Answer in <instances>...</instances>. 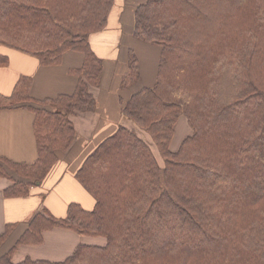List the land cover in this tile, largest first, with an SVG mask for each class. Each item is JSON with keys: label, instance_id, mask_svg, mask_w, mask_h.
Listing matches in <instances>:
<instances>
[{"label": "trees", "instance_id": "trees-1", "mask_svg": "<svg viewBox=\"0 0 264 264\" xmlns=\"http://www.w3.org/2000/svg\"><path fill=\"white\" fill-rule=\"evenodd\" d=\"M115 0H0L1 48L60 64L67 51L84 55L72 94L36 99L22 76L0 108L35 114L38 156H0L6 196L42 184L77 138L71 118L94 111L104 59L90 36L108 25ZM135 37L160 47L155 83L122 103V114L146 131L164 159L137 132L120 125L84 160L77 180L93 208L69 203L65 216L36 213L0 264H264V0H145L135 9ZM121 88L140 75L130 49ZM181 114L193 132L171 148ZM54 227L105 236L80 243L62 261H13L24 243L41 244ZM14 224L0 235V247Z\"/></svg>", "mask_w": 264, "mask_h": 264}, {"label": "crops", "instance_id": "crops-1", "mask_svg": "<svg viewBox=\"0 0 264 264\" xmlns=\"http://www.w3.org/2000/svg\"><path fill=\"white\" fill-rule=\"evenodd\" d=\"M143 2L145 0H115L106 28L90 36L92 48L105 61L103 79L101 86L93 89L96 109L71 115L78 135L69 152L60 154V160L45 181L32 186L28 195L6 196L5 190L13 181L0 177V235L5 233L8 224H14L0 247V256L17 242L36 213L46 209L55 216H65L72 201L87 209L93 208L95 200L77 180L76 172L86 157L120 125L135 127L134 122L122 114L121 100H127L133 92L153 85L156 80L160 47L134 35L135 9ZM130 49L138 55L141 77L127 89H122ZM1 52L8 56L9 63L0 65V93L11 94L19 79L28 76L33 80L31 96L36 99L72 94L78 77L71 70L80 68L84 62L83 53L72 50L67 51L62 62L56 65H42L36 57L14 49L1 48ZM34 119V112L27 107L0 108V156L17 162L36 160ZM72 232L75 231L63 227L46 230L41 244H21L13 253V261L21 262L28 257L62 261L64 259L55 255L65 253L69 247H74V251L78 244L86 243L84 235L75 237ZM72 240L79 243L73 246Z\"/></svg>", "mask_w": 264, "mask_h": 264}, {"label": "rangeland", "instance_id": "rangeland-1", "mask_svg": "<svg viewBox=\"0 0 264 264\" xmlns=\"http://www.w3.org/2000/svg\"><path fill=\"white\" fill-rule=\"evenodd\" d=\"M127 127L130 128L131 130H134L135 132H137L141 137H143L151 145V148L153 149L159 163L163 166L164 165V159L161 156V154L159 153V150L157 149V147H156L155 143L153 142L152 138L150 137V135L148 133H146V131H144L140 127H138L136 124H135L134 128H133V126L132 127L127 126ZM192 132H193V130H192V127H191L190 122L188 120V117L185 114H181L180 118L178 119V122L176 124L175 134H174V138H173V141L171 144V148L177 149L180 146L182 140L185 137H187L189 134H191ZM60 228H62V227H60ZM63 229H66V228H63ZM67 230H68V228H67ZM72 233L74 234L75 237H79V235H80L76 231L72 232ZM83 237H84V242H86V243L98 244V245H104L107 243V238L105 236L84 235ZM77 243H79V242L73 241V246L76 245ZM73 248L69 247L66 249L65 253H63V254L58 253L55 256H57L58 259H61V260L65 259L69 254L72 253Z\"/></svg>", "mask_w": 264, "mask_h": 264}]
</instances>
